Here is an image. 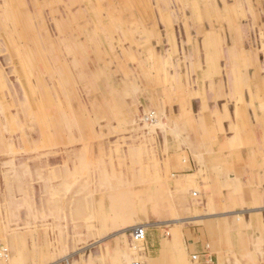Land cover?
<instances>
[{
	"label": "rangeland",
	"instance_id": "374dc122",
	"mask_svg": "<svg viewBox=\"0 0 264 264\" xmlns=\"http://www.w3.org/2000/svg\"><path fill=\"white\" fill-rule=\"evenodd\" d=\"M209 1L206 21L217 20L211 30L228 36L223 0ZM109 2L0 0V241L8 252L0 264H148V229L139 242L130 231L174 226L158 215L178 203H171L170 187L150 176L156 165L162 175L173 126L168 116L195 97L197 83L191 61L179 53H167L163 70L150 67L152 55L170 47L163 22L153 20L170 9L176 51L183 54L191 48L184 46V24L195 6L193 0ZM142 5L150 20L130 27L134 45L122 44L121 27L142 20ZM155 23L157 37L146 48ZM260 33L251 31L255 49L264 40ZM217 65L223 73L228 62ZM181 194L189 206L204 205L196 189Z\"/></svg>",
	"mask_w": 264,
	"mask_h": 264
},
{
	"label": "crops",
	"instance_id": "0c3cea01",
	"mask_svg": "<svg viewBox=\"0 0 264 264\" xmlns=\"http://www.w3.org/2000/svg\"><path fill=\"white\" fill-rule=\"evenodd\" d=\"M208 2L193 0L194 16L184 24V46L191 48L183 47V54L176 51V20L170 9L161 8L160 15L155 14L159 19L153 20L163 22L170 47L162 56L152 52L150 67L163 70L162 61L169 60L167 53L174 57L179 53L180 58L191 61L197 89L195 97L182 99L174 106V115L167 118L173 126L165 136L166 158L159 168L162 175L156 174L157 165L156 169L152 167L156 176L150 179L159 178L166 189L170 187L169 194L176 200L171 203L178 204L158 215L172 218L167 221L174 224L169 230L148 228V264H264V40L255 49L251 35L257 29L264 39V0H223V10L230 16V30L225 37L211 30L219 24L217 20L206 21ZM123 4L128 6L129 2ZM204 4H208L207 9ZM145 7L141 6L142 20L135 17L129 21V28L120 26L124 28L122 44L129 41L134 45L135 34L130 27H141L150 20ZM192 25L200 38L193 36ZM152 26L144 47L152 34L157 37L158 23ZM133 55L137 58V54ZM223 58L228 67L222 73L217 64ZM206 60L209 69L205 67ZM177 74L181 76L183 72ZM190 189L200 192L202 207L189 206L188 196L179 195ZM173 218L181 222L174 223ZM224 225L228 226L227 234ZM193 256L198 259L193 261Z\"/></svg>",
	"mask_w": 264,
	"mask_h": 264
},
{
	"label": "built area",
	"instance_id": "2783aa9c",
	"mask_svg": "<svg viewBox=\"0 0 264 264\" xmlns=\"http://www.w3.org/2000/svg\"><path fill=\"white\" fill-rule=\"evenodd\" d=\"M130 237L132 238L133 241L139 242V241H144L146 238V234L143 229H134L133 231H130ZM7 249L6 247L1 243L0 241V261L4 260L5 258H8L7 255ZM196 257V256H194ZM195 259V258H194ZM136 264V263H134ZM139 264V263H137Z\"/></svg>",
	"mask_w": 264,
	"mask_h": 264
},
{
	"label": "bare ground",
	"instance_id": "6f19581e",
	"mask_svg": "<svg viewBox=\"0 0 264 264\" xmlns=\"http://www.w3.org/2000/svg\"><path fill=\"white\" fill-rule=\"evenodd\" d=\"M141 7V6H140ZM99 8V7H98ZM139 8V7H138ZM137 8V9H138ZM146 8V7H145ZM151 8V7H150ZM140 9V8H139ZM100 10V9H99ZM152 10V9H151ZM141 16V15H140ZM143 16V15H142ZM148 48V47H147ZM207 62V61H206ZM62 168V167H61ZM224 183V182H223ZM222 184V183H221ZM250 188V187H249ZM258 188H260V187H258ZM224 189V188H223ZM251 190V189H250ZM221 192V191H220ZM209 196V195H208ZM208 199V198H207ZM241 213V212H240ZM239 214V213H238ZM215 217H217V216H215ZM247 217V216H246ZM261 220H262V218H261ZM187 221V220H186ZM239 221H241L240 219H239ZM178 222H181V220H176L174 223H178ZM221 223V222H220ZM169 224H171V222H169L167 225H169ZM239 224V223H238ZM149 226V225H148ZM148 226H145L144 228H143V230L145 231V229H148L149 227ZM254 227H257V226H254ZM218 230V229H217ZM221 230V229H220ZM237 231V230H236ZM242 232V231H241ZM248 232V231H247ZM119 234V233H118ZM226 234H227V232H226ZM116 235V234H115ZM230 236V235H229ZM245 238V237H244ZM250 248V247H249ZM243 254V253H242ZM244 258V257H243ZM247 259V258H246ZM189 260V259H188ZM237 260V259H236ZM4 261H6V258L4 259ZM236 262V261H235ZM240 262V261H239ZM243 262V261H242ZM217 264V263H216ZM243 264V263H242Z\"/></svg>",
	"mask_w": 264,
	"mask_h": 264
}]
</instances>
